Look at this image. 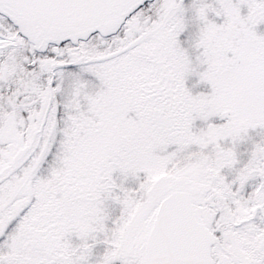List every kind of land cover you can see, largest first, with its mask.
<instances>
[{
	"label": "snow or ice",
	"instance_id": "6c2138e0",
	"mask_svg": "<svg viewBox=\"0 0 264 264\" xmlns=\"http://www.w3.org/2000/svg\"><path fill=\"white\" fill-rule=\"evenodd\" d=\"M0 264H264V0H0Z\"/></svg>",
	"mask_w": 264,
	"mask_h": 264
}]
</instances>
